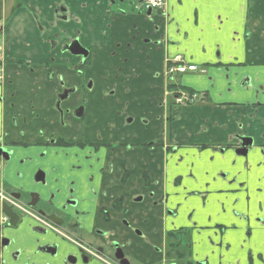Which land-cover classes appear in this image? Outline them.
Segmentation results:
<instances>
[{
	"label": "crops",
	"instance_id": "0c3cea01",
	"mask_svg": "<svg viewBox=\"0 0 264 264\" xmlns=\"http://www.w3.org/2000/svg\"><path fill=\"white\" fill-rule=\"evenodd\" d=\"M112 2L0 0V50L9 78L16 81L28 104L36 102L44 108L41 101L47 98L50 70L71 82L77 79L68 72V63L76 65L82 59L66 53L62 46L78 39L89 52L85 77L94 81V103L115 87L116 97L130 103L125 116L149 121L145 129L138 122L134 125L137 136L132 141L141 144L156 137L162 125L155 121L157 113L166 115L165 110L156 112L150 100L162 94L170 77L167 62L181 57L184 63L195 65L196 72L172 77L184 88L206 91L211 101L171 110V134L181 149L176 156H156L162 172L151 168V180L159 181L157 197L166 192L177 196L173 203L183 202L192 190L209 193L206 209L200 197L189 199L178 219V226L192 225L186 216L198 208L200 213L193 221L214 230L195 235L198 259L210 254L212 264L219 260L223 264H250V260L264 264V224L258 222L259 217L264 220V158L260 154L264 108H251L258 101L264 103L258 93L264 85V0H166L164 11L154 13L153 21L160 28L146 47L140 41L147 35L145 18L131 13L116 17ZM59 6L69 9V20L57 17ZM247 80L250 85L243 84ZM105 103L116 106L115 99ZM32 114L28 110L27 116ZM242 135L254 141L247 159L233 151ZM221 148L227 151L221 153ZM179 176L183 182L176 188L173 182ZM131 181L135 189L143 186L137 174ZM218 225L227 227L225 234ZM209 235L214 240H208Z\"/></svg>",
	"mask_w": 264,
	"mask_h": 264
},
{
	"label": "flooded vegetation",
	"instance_id": "af4514ba",
	"mask_svg": "<svg viewBox=\"0 0 264 264\" xmlns=\"http://www.w3.org/2000/svg\"><path fill=\"white\" fill-rule=\"evenodd\" d=\"M140 3L143 14L138 15L145 18L147 35L139 39L146 47L160 24L153 21L155 12L148 14L143 0ZM112 6L116 17L130 13L126 0H113ZM57 17L69 20V9L59 6ZM76 41H68L62 49ZM176 58L183 62L181 57L167 62L170 77L162 94L150 100L156 112L166 111L165 117L160 113L155 117L162 125L152 141L136 144L134 125L138 122L145 129L148 119L125 116L130 103L116 97L115 87L94 103V81L85 77L89 56L79 64L68 63V72L77 77L74 82L49 71L47 98L41 101L44 108H38L36 102L27 103L16 81L9 78L0 50V264H212L210 254L200 260L194 249L195 235L214 232L208 224L198 226L193 221L198 208L186 216L192 225L178 226L185 202L200 197L206 209L209 193L192 190L183 202L173 203L177 196L166 192L157 197L159 181L151 180L150 169L160 172L163 167L156 156H176L181 149L171 134V110L211 101L206 91L184 88L172 77L176 73L169 69ZM247 81L243 84L250 85ZM258 93L264 97V85ZM182 94L188 97L183 102ZM112 99L118 109L105 103ZM100 103L109 109H102ZM251 105L264 108L260 101ZM28 110L32 116H27ZM260 120L264 125V118ZM121 134L125 136L117 141ZM238 138L233 151L247 159L254 141L245 135ZM240 150L246 155L238 154ZM260 154L264 158V143ZM134 174L143 182L137 189L131 183ZM182 182L179 176L173 185L177 188ZM258 222L264 224L263 218ZM218 229L222 234L227 231L222 225ZM208 240L214 238L209 235Z\"/></svg>",
	"mask_w": 264,
	"mask_h": 264
},
{
	"label": "built area",
	"instance_id": "2783aa9c",
	"mask_svg": "<svg viewBox=\"0 0 264 264\" xmlns=\"http://www.w3.org/2000/svg\"><path fill=\"white\" fill-rule=\"evenodd\" d=\"M144 9L145 10H154L159 11L162 10L165 7L166 0H144ZM178 59H175V62H177ZM196 71V66L194 65H187V64H177L172 66L169 69V73H180L184 74L186 72ZM185 98H188L186 95L182 94L180 101L183 102Z\"/></svg>",
	"mask_w": 264,
	"mask_h": 264
},
{
	"label": "water",
	"instance_id": "95a60500",
	"mask_svg": "<svg viewBox=\"0 0 264 264\" xmlns=\"http://www.w3.org/2000/svg\"><path fill=\"white\" fill-rule=\"evenodd\" d=\"M148 14H151V11H149ZM68 50L71 52L72 55L79 56L84 60L87 59L89 56V52L86 49H84L82 46H80L78 41L72 43L69 47L67 45L65 51H68ZM249 146H252V142L250 143ZM237 153L242 156L246 155V152H243V150H240Z\"/></svg>",
	"mask_w": 264,
	"mask_h": 264
},
{
	"label": "rangeland",
	"instance_id": "374dc122",
	"mask_svg": "<svg viewBox=\"0 0 264 264\" xmlns=\"http://www.w3.org/2000/svg\"><path fill=\"white\" fill-rule=\"evenodd\" d=\"M117 3H120L121 0H116ZM127 2H129V5L128 8H129V11L132 15H138L139 12H143L141 11V0H126ZM155 13H157V11H155ZM143 14V13H142ZM218 53V52H217ZM200 67V70H203L205 69V67H202V66H199ZM227 68L224 67V70H226ZM208 232V230H207ZM207 232H205L204 234L207 235ZM203 234V235H204ZM242 240H245V238H242ZM241 264H244V261L241 263Z\"/></svg>",
	"mask_w": 264,
	"mask_h": 264
}]
</instances>
